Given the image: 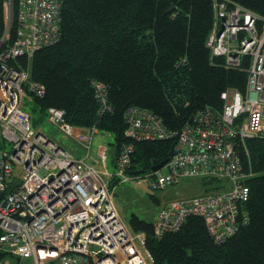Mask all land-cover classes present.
<instances>
[{
    "label": "built area",
    "instance_id": "built-area-1",
    "mask_svg": "<svg viewBox=\"0 0 264 264\" xmlns=\"http://www.w3.org/2000/svg\"><path fill=\"white\" fill-rule=\"evenodd\" d=\"M65 0H5L0 40V264H154L147 236L121 218L112 185H146L154 194L183 179L216 180L221 190L174 200L154 221L162 238L188 219L204 220L216 244L249 224L248 182L255 173L248 140L264 138V18L231 0H213L214 20L206 46L223 67L247 73L245 91L221 94L222 108L189 113L178 129L154 112L127 107L126 141L117 145L116 172L107 170L108 147L92 152L97 125L67 122L65 111L50 107L46 123L66 144L34 124L25 101L44 98L46 87L32 79L35 55L61 40ZM14 34V39L12 36ZM11 42V43H10ZM187 59H180L183 66ZM99 116L113 112L107 86L93 81ZM189 102H185V108ZM112 135V134H111ZM174 141V156L156 172L134 176L135 143ZM114 148V150H115ZM20 181L13 191L8 188ZM12 258H16L13 263Z\"/></svg>",
    "mask_w": 264,
    "mask_h": 264
},
{
    "label": "trees",
    "instance_id": "trees-1",
    "mask_svg": "<svg viewBox=\"0 0 264 264\" xmlns=\"http://www.w3.org/2000/svg\"><path fill=\"white\" fill-rule=\"evenodd\" d=\"M231 1L264 18V0ZM213 20V0H65L60 42L31 61L32 79L46 87V96L36 98L28 111L46 123L50 107L62 109L70 124L97 125L122 145L127 107L148 109L173 129L192 111L220 109L222 92L245 91L247 73L227 70L221 58L211 57L206 41ZM183 58L187 63L177 66ZM93 81L107 86L113 108L102 117ZM174 145L171 140L135 143L131 168L150 173L169 159ZM247 145L245 165L256 174L248 182L249 224L216 244L201 218L192 217L181 230L157 238L154 224L133 214L130 224L146 234L154 264H264V138Z\"/></svg>",
    "mask_w": 264,
    "mask_h": 264
},
{
    "label": "rangeland",
    "instance_id": "rangeland-1",
    "mask_svg": "<svg viewBox=\"0 0 264 264\" xmlns=\"http://www.w3.org/2000/svg\"><path fill=\"white\" fill-rule=\"evenodd\" d=\"M34 101L35 99L25 101L24 109H27L28 111V107L33 104ZM28 112L31 113L30 111ZM32 116L34 124L35 121L39 122L40 119L38 117H35L34 114H32ZM35 125L37 127H43L45 132L48 133L54 140L66 144V140L62 139L61 134L53 125L41 122ZM117 144L118 142L114 135L101 130L94 136L92 142L91 154L94 157H97V152L100 146L108 147L107 170L111 174L116 172V155L114 153V148ZM255 176L256 174L254 177ZM113 187L115 200H117L116 205H118L117 208L121 209V214H119L133 232H136L130 224V219L133 214L154 224V219L157 217L159 210L169 202L171 203L174 200L196 197L208 191L222 189L216 180H198L189 178L183 179L178 185L172 188H168L164 191H158L154 194H151L147 190L146 185L138 186L137 184L132 183H119L116 184V186L113 184L112 188ZM11 261L14 263L16 258H12Z\"/></svg>",
    "mask_w": 264,
    "mask_h": 264
},
{
    "label": "water",
    "instance_id": "water-1",
    "mask_svg": "<svg viewBox=\"0 0 264 264\" xmlns=\"http://www.w3.org/2000/svg\"><path fill=\"white\" fill-rule=\"evenodd\" d=\"M118 152V148H115L114 150V153L117 154ZM174 156V151L171 150L170 154H169V158H172ZM167 163V160L163 161V162H160L159 164L157 165H154L152 168H151V171L152 172H156L160 169L163 168V166ZM132 175L134 176H139V175H144L145 174V171L144 170H137V171H132L131 172ZM20 185V181H17L16 183H14L13 185H11L9 188H8V191H13L15 189L16 186ZM4 196V193L0 194V200L3 198Z\"/></svg>",
    "mask_w": 264,
    "mask_h": 264
},
{
    "label": "crops",
    "instance_id": "crops-1",
    "mask_svg": "<svg viewBox=\"0 0 264 264\" xmlns=\"http://www.w3.org/2000/svg\"><path fill=\"white\" fill-rule=\"evenodd\" d=\"M41 128H43V127H41ZM45 131V130H44ZM48 134V133H47ZM49 135V134H48ZM116 201V203H117V200H115ZM117 207H118V205H117ZM120 208H118V210H119ZM119 213L121 214V209L119 210ZM156 218L157 217H155V219L154 220H156Z\"/></svg>",
    "mask_w": 264,
    "mask_h": 264
}]
</instances>
